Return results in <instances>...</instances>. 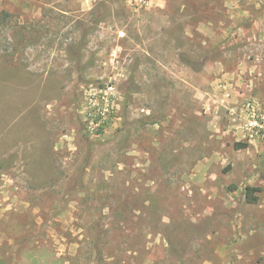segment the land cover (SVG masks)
<instances>
[{
	"label": "rangeland",
	"instance_id": "rangeland-1",
	"mask_svg": "<svg viewBox=\"0 0 264 264\" xmlns=\"http://www.w3.org/2000/svg\"><path fill=\"white\" fill-rule=\"evenodd\" d=\"M250 94L264 0H0V264H264Z\"/></svg>",
	"mask_w": 264,
	"mask_h": 264
},
{
	"label": "built area",
	"instance_id": "built-area-1",
	"mask_svg": "<svg viewBox=\"0 0 264 264\" xmlns=\"http://www.w3.org/2000/svg\"><path fill=\"white\" fill-rule=\"evenodd\" d=\"M130 3H135L139 6L148 5L151 0H128ZM102 104L99 106L98 103L93 101L91 103L92 110H95L97 114L94 115V122L88 125V131L93 132L95 127L98 129L109 120L113 114V105L110 102L107 96ZM95 105L99 106L97 110ZM236 124H235V133L239 136L238 140L243 143H264V102L258 97L249 95L243 97L241 101L236 106ZM89 114H92L89 112Z\"/></svg>",
	"mask_w": 264,
	"mask_h": 264
},
{
	"label": "trees",
	"instance_id": "trees-1",
	"mask_svg": "<svg viewBox=\"0 0 264 264\" xmlns=\"http://www.w3.org/2000/svg\"><path fill=\"white\" fill-rule=\"evenodd\" d=\"M246 146H247V144L243 143V142H236L235 143V147L237 149L245 148ZM0 167H2V166H0ZM259 191H260V189L258 187L246 186L245 187V192H244L246 200L248 202H251V203H256L258 201L257 192H259Z\"/></svg>",
	"mask_w": 264,
	"mask_h": 264
},
{
	"label": "crops",
	"instance_id": "crops-1",
	"mask_svg": "<svg viewBox=\"0 0 264 264\" xmlns=\"http://www.w3.org/2000/svg\"><path fill=\"white\" fill-rule=\"evenodd\" d=\"M219 80V79H218ZM217 80V81H218ZM224 88L225 89H223L220 85H219V87L217 88V90L219 91V92H221V91H223L224 92V95H228L229 94V91L231 90V91H233V86H230V87H226V86H224ZM241 89V88H240ZM241 92V91H240Z\"/></svg>",
	"mask_w": 264,
	"mask_h": 264
}]
</instances>
